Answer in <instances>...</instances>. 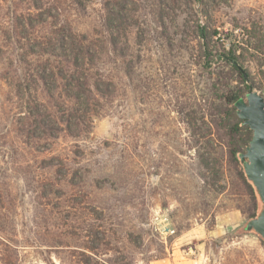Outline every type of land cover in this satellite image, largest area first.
<instances>
[{"label": "rangeland", "instance_id": "374dc122", "mask_svg": "<svg viewBox=\"0 0 264 264\" xmlns=\"http://www.w3.org/2000/svg\"><path fill=\"white\" fill-rule=\"evenodd\" d=\"M248 84L264 0H0V264H264L223 98Z\"/></svg>", "mask_w": 264, "mask_h": 264}, {"label": "water", "instance_id": "95a60500", "mask_svg": "<svg viewBox=\"0 0 264 264\" xmlns=\"http://www.w3.org/2000/svg\"><path fill=\"white\" fill-rule=\"evenodd\" d=\"M235 107L237 116L252 131L248 145L239 153V159L247 179L252 182L262 202L260 213L246 222L244 230H253L264 239V93L256 92L248 84L245 98H239Z\"/></svg>", "mask_w": 264, "mask_h": 264}, {"label": "trees", "instance_id": "16d2710c", "mask_svg": "<svg viewBox=\"0 0 264 264\" xmlns=\"http://www.w3.org/2000/svg\"><path fill=\"white\" fill-rule=\"evenodd\" d=\"M202 34H203V31H202ZM254 49H255V47H254ZM219 57L221 58L222 61H224L226 64H229L237 72L242 83H245L246 81H248V75L249 74L247 71H245L243 69L242 64L239 60V56H237L233 50L232 51L228 50L227 52L222 53ZM246 87L248 89V85ZM223 98H224V103L229 105L230 109L233 110V112H231V113L226 112V115L228 116V119L231 120L229 122L230 128H231V137H236L237 143H238V144H235V145L229 147V155H230V157H232L233 159H235L239 163V165H240V172H239L240 178L242 179V181L247 186L254 203L256 205L260 206V209L258 210V212L250 215V217L248 218V220H249L250 218L257 216L262 209V202L260 200L258 192L255 189V187L253 186L252 182L247 179L245 172H244V169H243L242 162L239 159V153L243 152V150L248 145V143L251 139V136H252V132H251V129L248 127V125L244 124L243 120L240 119L236 114L235 102L239 98H243L240 95V92L235 91L234 89H228V90H226L225 94L223 95ZM229 132H230V130H229ZM250 233L256 234L253 230H251ZM256 235L261 240L264 241V239L261 238L258 234H256Z\"/></svg>", "mask_w": 264, "mask_h": 264}, {"label": "built area", "instance_id": "2783aa9c", "mask_svg": "<svg viewBox=\"0 0 264 264\" xmlns=\"http://www.w3.org/2000/svg\"><path fill=\"white\" fill-rule=\"evenodd\" d=\"M173 232V230H170V233H172Z\"/></svg>", "mask_w": 264, "mask_h": 264}]
</instances>
